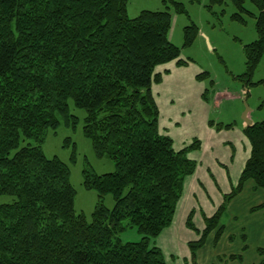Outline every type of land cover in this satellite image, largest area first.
Instances as JSON below:
<instances>
[{
	"label": "trees",
	"instance_id": "obj_1",
	"mask_svg": "<svg viewBox=\"0 0 264 264\" xmlns=\"http://www.w3.org/2000/svg\"><path fill=\"white\" fill-rule=\"evenodd\" d=\"M251 1L261 11L259 36L246 44L250 69L264 50V0ZM126 3L0 0V196L11 197L0 201V264H166L150 238L170 223L193 163L159 132L150 86L160 79L156 66L185 60L166 36V10L129 17ZM184 33L191 43L196 26ZM69 100L85 112L82 133L96 155L115 166L83 170L84 186L98 197L90 221L74 209L68 166L41 148L60 118L76 126ZM245 134L250 152L239 184L208 218L192 257L245 180L264 188V120L246 125ZM108 193L111 208L102 201ZM132 226L141 238L122 242L118 234Z\"/></svg>",
	"mask_w": 264,
	"mask_h": 264
},
{
	"label": "rangeland",
	"instance_id": "obj_2",
	"mask_svg": "<svg viewBox=\"0 0 264 264\" xmlns=\"http://www.w3.org/2000/svg\"><path fill=\"white\" fill-rule=\"evenodd\" d=\"M242 7L235 0L126 3L129 17L142 10H166L170 17L166 36L179 48V58L185 60H170L156 66L160 79L153 80L150 86L158 109L159 132L171 138L175 150L184 149L193 163L192 171L182 179L170 223L150 238V245L160 249L166 264H198V248L192 257L191 246L203 236L208 218L237 188L249 156L244 112L248 110L251 123L264 120V50L254 67L250 69L246 63V44L259 36L257 22L261 10L251 0H243ZM191 23L196 26V33L191 43L185 44L184 28ZM68 109L78 118L76 126H66L60 118L56 129H48L41 148L47 157L57 156L68 166L76 192L74 209L90 221L98 197L94 189L84 186L83 170L102 174L113 171L115 166L107 156H97L91 141L83 135L84 110L75 107L72 100L68 101ZM66 140L69 142L65 143ZM26 141L33 143L31 139ZM10 199L0 196V201ZM102 201L108 208L113 206L109 193ZM224 209L219 223L228 225L234 214ZM118 236L127 242L138 241L142 234L132 226Z\"/></svg>",
	"mask_w": 264,
	"mask_h": 264
},
{
	"label": "crops",
	"instance_id": "obj_3",
	"mask_svg": "<svg viewBox=\"0 0 264 264\" xmlns=\"http://www.w3.org/2000/svg\"><path fill=\"white\" fill-rule=\"evenodd\" d=\"M244 184L224 209L236 217L232 215L228 225L220 222L207 233L196 252L198 264H257L264 258V188L257 187L252 179Z\"/></svg>",
	"mask_w": 264,
	"mask_h": 264
},
{
	"label": "water",
	"instance_id": "obj_4",
	"mask_svg": "<svg viewBox=\"0 0 264 264\" xmlns=\"http://www.w3.org/2000/svg\"><path fill=\"white\" fill-rule=\"evenodd\" d=\"M248 110L246 109L245 112H244V119L246 121L247 124H251V121L249 120V118L247 117V112Z\"/></svg>",
	"mask_w": 264,
	"mask_h": 264
}]
</instances>
